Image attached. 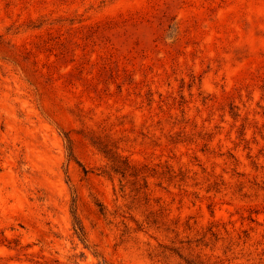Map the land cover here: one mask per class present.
Wrapping results in <instances>:
<instances>
[{
  "label": "rangeland",
  "instance_id": "1",
  "mask_svg": "<svg viewBox=\"0 0 264 264\" xmlns=\"http://www.w3.org/2000/svg\"><path fill=\"white\" fill-rule=\"evenodd\" d=\"M0 264H264V0H0Z\"/></svg>",
  "mask_w": 264,
  "mask_h": 264
},
{
  "label": "trees",
  "instance_id": "2",
  "mask_svg": "<svg viewBox=\"0 0 264 264\" xmlns=\"http://www.w3.org/2000/svg\"><path fill=\"white\" fill-rule=\"evenodd\" d=\"M111 167H112V170H113L115 173H117V172H121V171H118V169H116V165L112 164ZM123 173H124V172H123ZM108 174H109V173H108Z\"/></svg>",
  "mask_w": 264,
  "mask_h": 264
}]
</instances>
